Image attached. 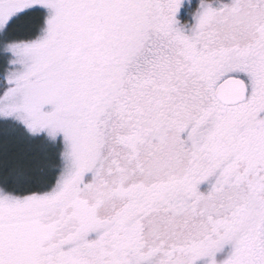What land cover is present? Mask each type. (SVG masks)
I'll list each match as a JSON object with an SVG mask.
<instances>
[{
  "label": "snow or ice",
  "instance_id": "snow-or-ice-1",
  "mask_svg": "<svg viewBox=\"0 0 264 264\" xmlns=\"http://www.w3.org/2000/svg\"><path fill=\"white\" fill-rule=\"evenodd\" d=\"M0 264H264V0H0Z\"/></svg>",
  "mask_w": 264,
  "mask_h": 264
}]
</instances>
